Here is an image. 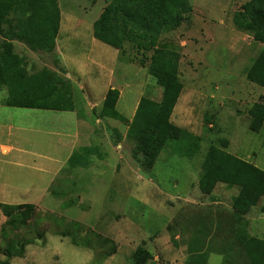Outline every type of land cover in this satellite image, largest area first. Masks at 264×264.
<instances>
[{"label": "rangeland", "instance_id": "1", "mask_svg": "<svg viewBox=\"0 0 264 264\" xmlns=\"http://www.w3.org/2000/svg\"><path fill=\"white\" fill-rule=\"evenodd\" d=\"M111 1L58 0L62 26L52 52L12 42L29 74L49 69L76 82L74 102L64 105H74L85 116L92 134L86 142L76 112L7 107V92L0 91V145L12 147L8 154L0 150V203L35 204L33 224L46 232L8 263L0 204V264H134L139 247L151 254L148 264H185L189 247L200 246L197 228L206 220L215 225L204 250L210 252L207 263L223 264L226 247L231 264H246L239 236L247 233L264 242V197L245 216L244 226L233 216L239 188L218 182L208 194L200 182L210 147L264 170V126L252 131L249 115L254 103L264 102V87L246 78L264 45L234 21L251 0H189L192 14L159 37L158 47L180 53L183 89L171 122L197 136L199 146L194 158L168 147L149 171L133 158L129 126L102 117L104 100L93 99L105 97L112 87L119 90L117 109L132 120L143 96L160 101L163 95L141 50L126 43L122 55L95 39L93 25ZM2 43L0 36V59ZM76 133L81 135L77 149L92 148L76 155L89 165H65L51 192L37 198L66 162L68 149H74Z\"/></svg>", "mask_w": 264, "mask_h": 264}, {"label": "trees", "instance_id": "2", "mask_svg": "<svg viewBox=\"0 0 264 264\" xmlns=\"http://www.w3.org/2000/svg\"><path fill=\"white\" fill-rule=\"evenodd\" d=\"M193 8L189 0H112L103 9L93 25L96 40L122 52L126 43H131L148 56L149 74L162 89L160 101L143 96L132 120L117 109L119 90L110 89L104 99L100 115L129 126L127 137L133 142V158L145 170H151L162 152L172 147L173 153L194 158L199 138L171 122L183 86L178 80L180 53L175 49L158 47L159 37L181 26ZM58 0H0V36L3 38L0 59V91L7 88L11 97L4 105L20 108L75 111V85L61 78L53 70L44 69L29 74L24 60L14 53V40L25 43L34 51L52 52L57 47L61 26ZM238 28L252 31L255 41L264 45V0H251L235 13ZM151 53V54H150ZM150 54V56H149ZM145 66V62H141ZM246 78L251 83L264 87V47L247 70ZM49 101L51 103H49ZM68 102V103H67ZM252 120L250 129L260 132L264 126V102L259 101L249 110ZM92 148L86 149L90 150ZM82 160V161H81ZM76 156L70 165H89L90 161ZM87 163V164H86ZM85 166V167H86ZM201 187L210 194L218 182L229 187H238L234 198L236 221L244 224L245 216L264 197V170L224 150L210 147L202 164ZM5 222L2 226V243L6 259L22 257L27 246L45 237L33 219L37 206L33 203L1 204ZM214 223L203 221L197 228V243L189 247L190 256L185 264H208L210 252L207 242L214 237ZM239 251L244 252L246 264H264V242L247 233L239 236ZM226 258L223 264H231L230 250H222ZM151 254L139 247L132 260L134 264H148ZM7 263V264H8Z\"/></svg>", "mask_w": 264, "mask_h": 264}, {"label": "crops", "instance_id": "3", "mask_svg": "<svg viewBox=\"0 0 264 264\" xmlns=\"http://www.w3.org/2000/svg\"><path fill=\"white\" fill-rule=\"evenodd\" d=\"M61 24H62V17H61ZM62 26V25H61ZM61 26H60V31H61ZM59 36H60V32H59V35H58V38H59ZM86 77H91L90 76V73L89 72H87L86 74ZM66 79H68L67 77H66ZM68 80H70L75 86H76V82H74L72 79H68ZM92 86H90V88H89V95H91L93 92H92ZM111 89H113V87L111 88ZM110 90V89H109ZM108 90V91H109ZM5 91V90H4ZM6 92H7V94H6V99L7 98H9V97H11V94H10V91H9V89L7 88L6 89ZM104 94L105 93H103V96H101V97H94L93 99H101V100H104L105 99V97H104ZM107 94V93H106ZM106 96V95H105ZM4 105V104H3ZM4 106H7V105H4ZM7 107H14V106H7ZM15 108H20V107H15ZM22 109H32V110H44V111H58V112H76L75 114H76V118H75V122H76V124H77V126H78V122L80 123V121H82L81 123L83 124V129H84V131H83V135L85 136V140H86V142H88V141H90L91 140V134H92V132H91V128H89V123H88V121L85 119V116L84 117H82L81 115H80V113L78 112V111H60V110H47V109H38V108H22ZM80 134H78V133H76V136L74 137V139H75V141H74V143L72 144L74 147V149L72 150L71 148H69L68 149V153H67V155H66V162H64V165H59L55 170H54V172H53V178H55L54 180H52L51 182H50V185L48 186V188H46L44 191H42L40 194H39V197H37V198H40V197H43L44 195H48L51 191V188H52V185H53V183L55 182V180L58 178V176L60 175V173L65 169V165L66 166H71L70 165V160H71V158L72 157H74V156H76V155H78V150H83V148H86L87 147V149H89V148H91V146H86V147H80L79 149H77V146L78 145H80V143H81V140H80ZM0 150L2 151V153H4V154H8L11 150H12V147L11 146H9L8 144H1L0 145ZM77 153V154H76ZM26 203V202H25ZM0 204H2L3 205V203H0ZM18 204H20V203H18Z\"/></svg>", "mask_w": 264, "mask_h": 264}]
</instances>
